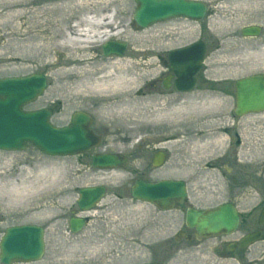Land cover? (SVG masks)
Returning <instances> with one entry per match:
<instances>
[{
    "label": "rangeland",
    "instance_id": "obj_1",
    "mask_svg": "<svg viewBox=\"0 0 264 264\" xmlns=\"http://www.w3.org/2000/svg\"><path fill=\"white\" fill-rule=\"evenodd\" d=\"M199 1L209 7V14L202 22L174 19L142 30L133 20L134 0H122L116 20L123 22L129 32L109 41L128 45L125 57L120 58L121 66L127 70L128 76L136 78L137 90L131 97L138 101L129 108L120 106L123 110L119 115H105L102 112L105 102L88 94L87 87L95 78L90 70L84 69L81 78L58 76L60 71L80 68L66 63L68 51L28 63L0 60V79L34 74L46 76V91L26 110H49L51 122L56 127L68 126L75 112H85L92 116V129L96 133L107 132V145L101 143L95 153L107 148L109 152L134 156L126 169L110 171L94 169L92 153L53 158L43 155L32 145L19 153L0 152V240L9 227H42L46 253L36 264H264V227L258 226V218L264 208V114L242 118L238 127L241 143L233 148L230 141L220 145L215 138L218 127L223 124L233 127L234 91L220 96L212 109L187 113L169 121L168 109L176 104L179 96L173 94L159 101L146 89L149 81L161 73L162 67L158 65L160 56L199 39L207 45V76L222 80L233 88L240 79L264 74V67H229L232 63L264 64L262 58L251 56L253 52L264 49V17L244 20L230 0ZM260 1L264 4V0ZM30 8L35 7L31 5ZM83 15L76 12L75 17L81 19ZM220 15L233 23L230 27L232 39L241 46L237 55L221 53L227 34L217 33L211 28V23ZM67 24L69 26L70 21ZM247 26L260 27L261 35L244 38L241 30ZM5 32L8 33L5 29L0 33V53L7 41ZM109 41L100 43L87 53L98 56L103 65L110 63L102 50ZM79 82L82 94L72 98L70 88ZM61 86L65 87L64 92L58 89ZM139 90L141 95L136 96L135 92ZM115 97L118 95L112 98ZM182 97L186 106L208 102L198 100L197 95ZM155 125L168 134H195L187 146L184 141L181 143L190 153L198 154L197 162L188 163L193 176L187 184V205L195 209H211L225 203L233 204L241 215L235 234L197 241L195 232L186 227L185 211L163 212L132 199L131 188L136 173L145 165L135 148L145 140L149 142ZM207 165L214 168L211 169L215 170L214 175L206 170ZM170 170L171 166L160 171V175H167ZM97 186L106 187L104 199L94 211L80 213L77 207L79 189ZM73 212L75 216L89 217L84 230L75 234L69 231ZM259 229L263 230L261 241L246 250L228 252L231 243H238L245 235ZM180 233H185L188 239L180 238Z\"/></svg>",
    "mask_w": 264,
    "mask_h": 264
},
{
    "label": "water",
    "instance_id": "obj_2",
    "mask_svg": "<svg viewBox=\"0 0 264 264\" xmlns=\"http://www.w3.org/2000/svg\"><path fill=\"white\" fill-rule=\"evenodd\" d=\"M137 9L134 20L139 28L147 29L157 23L174 18L202 21L206 5L193 0H135ZM259 27L250 26L242 30L244 37H258ZM126 43L108 42L103 46L105 57L123 58ZM206 54V45L199 41L187 47L170 51L168 54L172 71L177 77L175 87L180 92H190L195 87V75L201 69ZM47 87L42 75L22 78L0 79V151L20 152L27 144L34 145L41 153L51 157H68L90 152L100 143L91 130V118L82 112L72 116L70 127L58 128L50 122V112L24 110L38 100ZM168 88V87H166ZM235 114L242 117L264 113V75H254L236 82ZM93 167L101 170L126 168L128 159L119 154H97L92 157ZM160 167L161 164L156 165ZM106 188L103 186L83 188L79 191L77 206L81 212L92 211L103 199ZM135 201L155 206L161 211L175 208L186 209L185 222L188 229L195 230L198 241L232 235L240 224L237 208L226 203L211 210L186 208V183L182 181H162L149 183L138 180L131 190ZM74 214V213H73ZM87 219L72 216L69 229L72 233L81 232ZM258 226L264 227V208L258 218ZM45 231L38 226L8 228L0 242V261L3 264L32 263L45 255ZM180 238L188 239L185 233ZM180 238H177L179 241ZM263 231L245 235L238 244L232 243L228 251L245 250L261 241Z\"/></svg>",
    "mask_w": 264,
    "mask_h": 264
},
{
    "label": "bare ground",
    "instance_id": "obj_3",
    "mask_svg": "<svg viewBox=\"0 0 264 264\" xmlns=\"http://www.w3.org/2000/svg\"><path fill=\"white\" fill-rule=\"evenodd\" d=\"M230 1L235 4V10L241 14L240 17L244 16V20L264 17V4L260 0ZM121 3L122 0H0V33L4 29L8 31V33L5 32L7 41L0 53L4 57L0 56V60L28 63L33 59H49L60 51H68L69 57L66 63L77 65L80 68L60 71L58 76L81 78L84 69L90 70L89 73L95 78L87 87L88 94L105 102L106 105L102 109L105 115H119L122 113L120 112L123 110L122 107L135 106L138 101L131 97L132 92L137 90L136 78L127 75V70L121 66L120 58L110 57V63L103 65L98 61V56L89 55L87 52L97 48L100 43L120 38L129 32L123 22L118 23L116 20L120 13ZM31 5L35 8H30ZM111 8H114V11L111 12ZM76 12L84 13L83 17L81 19L75 17ZM67 21L71 23L69 26ZM232 24L231 20L225 19L222 15L211 23L214 31L227 34V40L221 49L223 55H237L241 50L238 42L232 39L233 34L230 32ZM56 25L60 28H55ZM251 56L264 60V49L253 52ZM229 67L261 68L264 64L232 63ZM58 89L61 92L65 91L64 86ZM66 92L69 93L67 90ZM80 94H82L81 82L70 88L72 98ZM115 95L118 97L112 98ZM135 95H141L140 90L135 92ZM219 97L213 95L210 98H199L198 100H208V102L186 106L183 102L184 98L180 96L176 104L168 109V120L173 121L187 113L212 109L219 102ZM217 135L215 139L218 144L229 141L221 133ZM243 145L245 146V143ZM232 147L234 148V145ZM255 153L256 150L253 149V154ZM211 169L214 168L206 170L214 175L215 170ZM116 170L120 169L111 171Z\"/></svg>",
    "mask_w": 264,
    "mask_h": 264
},
{
    "label": "flooded vegetation",
    "instance_id": "obj_4",
    "mask_svg": "<svg viewBox=\"0 0 264 264\" xmlns=\"http://www.w3.org/2000/svg\"><path fill=\"white\" fill-rule=\"evenodd\" d=\"M158 62V65L162 67L161 73L149 81V84L146 85V89L151 91L154 97H156L159 101L173 94L178 95L179 97L197 95L199 98H210V96L213 95H230L233 91L235 99V84L232 88V86H229L228 83H225L222 80L213 79L207 76L208 70L206 69L205 64L202 65L200 71L195 76L196 85L194 89L191 92H180L177 91L175 87L177 77L172 71L171 65L168 61V56H160ZM232 119L234 122L233 127L223 124L216 130L217 134L221 133L226 136L230 141V144L236 147V145L241 143V141L238 140V137L240 136L238 124L242 118H237L233 112ZM102 133L97 132L96 134L102 137V143L106 146L108 143V139L106 138L107 132L105 131L104 134ZM150 136L149 142L145 140L146 142L143 141L139 143L135 148L139 158L145 161V165L138 169L135 179L154 183L165 180H174L184 181L188 184L193 176L192 169L188 167V163L194 164V162H197L198 154L196 152L190 153L186 146L188 142L193 140L195 134L189 132H185V136L168 134V132H165L163 129L158 127V125H155L151 129ZM179 137L181 139H179ZM183 141L186 146L181 144ZM103 151L105 153H110L107 148ZM124 155L129 158V161L134 157L132 154ZM159 164H161V166L157 167L156 165ZM170 166L171 170L167 175H160V171L165 170ZM205 167L210 169L212 166L207 165Z\"/></svg>",
    "mask_w": 264,
    "mask_h": 264
}]
</instances>
